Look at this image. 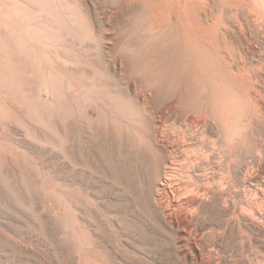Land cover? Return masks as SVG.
I'll list each match as a JSON object with an SVG mask.
<instances>
[{
	"label": "bare ground",
	"instance_id": "6f19581e",
	"mask_svg": "<svg viewBox=\"0 0 264 264\" xmlns=\"http://www.w3.org/2000/svg\"><path fill=\"white\" fill-rule=\"evenodd\" d=\"M111 5L100 46L87 45L89 75H66V176L59 159L44 179L68 217L72 264H116L123 242L136 264L152 246L183 264H264V0Z\"/></svg>",
	"mask_w": 264,
	"mask_h": 264
},
{
	"label": "rangeland",
	"instance_id": "374dc122",
	"mask_svg": "<svg viewBox=\"0 0 264 264\" xmlns=\"http://www.w3.org/2000/svg\"><path fill=\"white\" fill-rule=\"evenodd\" d=\"M112 1L0 0V76H3L0 77V264H72L68 217L65 208L56 202V209L54 198L44 191V179L51 177L50 171L59 159L62 167L59 170L66 176V152L62 153L63 157L58 148L61 136L58 125L65 124L67 119L69 84L66 75L69 76L74 69L89 75L88 62L92 53L87 45L97 37L100 46L102 35L97 21L102 13L113 8ZM85 17H88L94 35H90ZM114 19L112 24L123 29L125 19L120 14ZM47 81L60 95L58 100L48 92ZM19 143L21 148L17 147ZM10 144L14 147L8 146ZM64 183L59 187L63 198L67 197ZM257 237L264 252V234ZM123 243L118 247L120 254L114 247L112 249L116 253V264H136L133 258L135 248ZM144 248L142 254L149 264H183L171 250L160 246Z\"/></svg>",
	"mask_w": 264,
	"mask_h": 264
}]
</instances>
